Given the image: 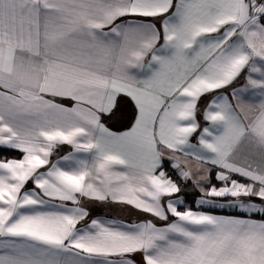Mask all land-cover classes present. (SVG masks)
Instances as JSON below:
<instances>
[{"label": "snow or ice", "instance_id": "obj_1", "mask_svg": "<svg viewBox=\"0 0 264 264\" xmlns=\"http://www.w3.org/2000/svg\"><path fill=\"white\" fill-rule=\"evenodd\" d=\"M0 264H264V0H0Z\"/></svg>", "mask_w": 264, "mask_h": 264}, {"label": "crops", "instance_id": "obj_2", "mask_svg": "<svg viewBox=\"0 0 264 264\" xmlns=\"http://www.w3.org/2000/svg\"><path fill=\"white\" fill-rule=\"evenodd\" d=\"M66 104H70L69 101H64ZM133 109L130 103L126 100H122L119 104V108L116 111L115 116L111 117L110 119L105 120L107 126L111 127L113 130H125L132 119ZM116 117L117 120L111 124L110 120ZM215 183V181H213ZM183 187H181V192L177 194L184 201L190 200L189 207H193L194 209L197 208L196 202L200 198V192L196 189L192 183H183ZM183 196V197H182ZM90 215L92 218L97 216L103 218H111L117 219L121 221H138L144 218V214H140L132 209H125L124 206L115 205V204H101L97 202L89 203L87 205ZM199 210L208 211L213 214L217 215H236L237 213L234 210L226 209V208H219V207H203ZM137 260H139V256H137Z\"/></svg>", "mask_w": 264, "mask_h": 264}, {"label": "trees", "instance_id": "obj_3", "mask_svg": "<svg viewBox=\"0 0 264 264\" xmlns=\"http://www.w3.org/2000/svg\"><path fill=\"white\" fill-rule=\"evenodd\" d=\"M116 120H117V118L114 117V118H112V120H110V123L113 124ZM13 155H17V154L13 153ZM173 179H176L175 173H173ZM177 182L179 183V181H177ZM183 186H184L183 183H181V187H183Z\"/></svg>", "mask_w": 264, "mask_h": 264}, {"label": "rangeland", "instance_id": "obj_4", "mask_svg": "<svg viewBox=\"0 0 264 264\" xmlns=\"http://www.w3.org/2000/svg\"><path fill=\"white\" fill-rule=\"evenodd\" d=\"M197 189V188H196ZM183 197V196H182ZM189 203H190V200H186L185 201V204H186V206H189Z\"/></svg>", "mask_w": 264, "mask_h": 264}]
</instances>
